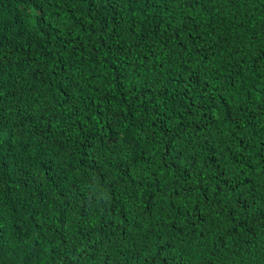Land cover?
<instances>
[{"label":"trees","instance_id":"16d2710c","mask_svg":"<svg viewBox=\"0 0 264 264\" xmlns=\"http://www.w3.org/2000/svg\"><path fill=\"white\" fill-rule=\"evenodd\" d=\"M0 264H264V0H0Z\"/></svg>","mask_w":264,"mask_h":264}]
</instances>
